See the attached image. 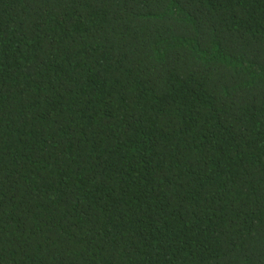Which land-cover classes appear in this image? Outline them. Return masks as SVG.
<instances>
[{
  "label": "trees",
  "instance_id": "trees-1",
  "mask_svg": "<svg viewBox=\"0 0 264 264\" xmlns=\"http://www.w3.org/2000/svg\"><path fill=\"white\" fill-rule=\"evenodd\" d=\"M0 264H264V0H0Z\"/></svg>",
  "mask_w": 264,
  "mask_h": 264
}]
</instances>
